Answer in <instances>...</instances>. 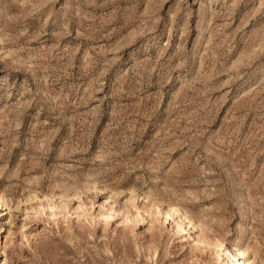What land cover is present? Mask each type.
<instances>
[{
	"label": "rangeland",
	"instance_id": "rangeland-1",
	"mask_svg": "<svg viewBox=\"0 0 264 264\" xmlns=\"http://www.w3.org/2000/svg\"><path fill=\"white\" fill-rule=\"evenodd\" d=\"M238 259L264 264V0H0V264Z\"/></svg>",
	"mask_w": 264,
	"mask_h": 264
},
{
	"label": "bare ground",
	"instance_id": "bare-ground-1",
	"mask_svg": "<svg viewBox=\"0 0 264 264\" xmlns=\"http://www.w3.org/2000/svg\"><path fill=\"white\" fill-rule=\"evenodd\" d=\"M243 253H235L234 254V258L235 257H237V256H239V255H242ZM240 257V256H239ZM242 258V257H241ZM236 259V258H235ZM233 264H245V263H243V261L242 260H236V261H234V262H232Z\"/></svg>",
	"mask_w": 264,
	"mask_h": 264
}]
</instances>
